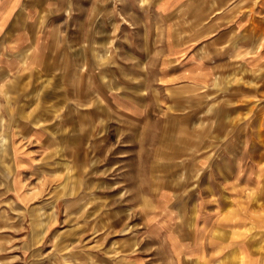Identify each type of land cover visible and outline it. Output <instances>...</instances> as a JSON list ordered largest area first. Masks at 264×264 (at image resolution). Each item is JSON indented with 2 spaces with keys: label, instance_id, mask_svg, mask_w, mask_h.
I'll return each instance as SVG.
<instances>
[{
  "label": "rangeland",
  "instance_id": "rangeland-1",
  "mask_svg": "<svg viewBox=\"0 0 264 264\" xmlns=\"http://www.w3.org/2000/svg\"><path fill=\"white\" fill-rule=\"evenodd\" d=\"M32 1L40 3L41 12L35 17L40 26L31 30L43 34L47 29L43 48L48 55L81 57L102 55L108 43L109 55H114L111 52L118 44L113 36H118L120 29L97 25L103 18L118 19L120 5L145 8L159 0H73L75 11L67 4L70 0ZM92 4L90 17L87 9ZM103 4L117 12L104 17ZM181 8L187 17L188 6ZM91 19L95 20V29L81 26ZM55 20H61L63 26L42 28V24ZM133 30L126 29L127 54L134 46L130 43ZM152 30H147L148 35ZM251 31L255 43L249 55H201L212 62L213 69L205 90L184 102L150 108L151 121H155L152 124L135 127L123 118L109 117L104 113L105 102L96 95L92 108L101 122L98 134L104 133L108 139L86 166H74L65 150L83 125L84 110L88 109L73 106L70 100L86 93L90 77L83 72L65 77L64 87L74 88L72 93H65L55 89L57 72L51 76L32 74L25 106L39 111L44 123L36 127L39 132L31 129V137L16 126L19 133L13 143L0 140V155H4L0 156V190L9 194L17 180L24 185L20 196L10 193L14 199L0 204V264H264V21H256ZM57 59V64L65 62ZM146 79L151 83L155 77H136L127 71L107 78L120 90L129 88L126 83L145 84ZM40 93L46 96L47 107L33 108L42 99ZM120 93L134 98V93ZM114 99L119 101L120 96ZM147 101L152 107V99ZM65 111L72 122L62 125ZM164 115L172 122L162 124ZM164 130L171 132L176 148L182 149L185 144L184 150L190 151L188 157L170 163L150 157L159 155L165 146L158 139L142 140L143 133L155 137ZM0 131L2 135L10 129L2 124ZM46 132L53 137L52 145L43 139ZM13 144L19 148L17 157L12 155ZM164 184L174 187L175 196L190 192V227L180 226L186 220L183 214L173 211L175 219L170 218L166 208L172 204L160 201ZM236 189L239 192L233 194ZM207 190L216 191L220 199L212 226L217 222L214 237L222 250L179 252L167 229L177 233L179 245H189L195 225L196 246L201 247L193 219L197 197L206 195Z\"/></svg>",
  "mask_w": 264,
  "mask_h": 264
},
{
  "label": "crops",
  "instance_id": "crops-1",
  "mask_svg": "<svg viewBox=\"0 0 264 264\" xmlns=\"http://www.w3.org/2000/svg\"><path fill=\"white\" fill-rule=\"evenodd\" d=\"M212 1L214 2L212 3ZM73 2L70 0L67 4L75 11ZM38 4L32 0H0V104L2 105L0 107V130L2 124L10 129V131L2 132L0 140L6 139L10 141L9 143H13L19 133L15 132L16 126L31 137V129L39 132L36 127L41 128L40 123H44L43 116L39 111L36 109L31 111V108L25 106L26 95L28 98L31 93L30 77L32 74L51 76L57 72L59 82L55 89L60 92L72 93L73 87H64L67 85L65 77H76L83 72L91 78H88L89 86L86 93L77 98L74 96L70 101L74 102L73 106L77 104L79 107L88 109L84 110L83 125L78 124V131L72 135L70 146L65 150V154H69L67 155L68 161L74 166L89 165L99 151L103 150L105 141L108 139L104 137V133L98 134V125L101 122L96 109L92 108L96 95L98 99L105 102L104 113L109 117L123 118L125 122L135 127L152 124L155 121H151L150 108L152 109L155 105L164 107L162 103L168 104L173 101L184 102L195 93L197 95L205 90V85L213 69L212 62L201 55H249L252 45L255 43L254 32L251 29L254 28L256 21H264V0H159L145 8L142 5L140 7L136 5L134 9L126 4L120 5L118 12L114 11L116 9L112 11L109 4H103L101 6L104 8V17H110L111 13H118V19L109 21L103 18L97 25V27L111 28L113 26L120 29L118 36H113V40L118 44V48L116 47V50L111 52L114 55H109L110 43L103 47L102 55H81V57L79 55H48L43 48V44L48 38L46 28H61L63 22L55 20L52 23L42 24V28L47 31L44 30L45 35L32 31V28L40 26V21L35 18L41 12L40 3ZM184 5L188 6L187 17L181 8ZM93 7L94 4L88 6L89 9H87V14L90 12V17H93ZM178 9L182 10L176 15L175 12ZM140 11L141 18L139 17ZM133 14L135 18H133ZM109 22L110 25H108ZM81 26H91L95 29V20L83 21ZM131 28L134 29V36H130L133 39L130 43L134 46L129 48L132 51L127 54L126 29ZM149 28L154 30L148 35ZM124 30L125 32H123ZM91 40L94 45L93 36ZM149 45L150 47H148ZM87 50L89 51V49ZM57 58L65 62L57 64L54 61V59L58 60ZM127 71H132L136 77L150 75L155 79L151 83L146 79L145 84L126 83L129 88L123 90L116 89V84L112 85L107 80L113 73ZM75 84L78 86L77 81ZM120 92L134 93V98L128 99L124 96L127 94L122 95ZM143 92H149L150 95H145ZM39 96L42 99L33 108L47 107L44 102L47 101L46 96L42 97L41 93ZM116 96H120L119 101L114 99ZM148 98L153 101L152 107L148 105ZM162 99H166V102ZM160 101L161 103H159ZM33 113L34 115H32ZM165 116L168 115L160 118V122L162 124L171 123L172 120ZM70 121L72 122L70 114L65 111L60 122L62 125H66ZM143 134L142 140L158 139L163 141L165 146L159 155L150 157L161 158L170 163L175 159H182L190 155V151L184 150L186 149L185 144L182 149L175 147L171 132L168 130L162 131L155 137L149 132ZM43 139L47 145H52L53 137L50 133L43 134ZM18 149L15 144L11 145L14 157L15 155L17 157ZM16 182L17 184L10 192L14 197L15 194L20 196L24 192L23 183L20 180ZM158 186L155 187L158 188ZM162 186L166 189H163L164 195L161 194L160 201L172 204L166 208L170 211L168 213L170 218L175 219L172 215L173 211L183 214L186 220L183 222L184 224L179 222L182 224L180 226L190 227L191 220L187 216L191 208L187 206L190 192L183 191L182 195L175 196L174 187L165 184ZM237 192L239 190L236 189L233 194ZM10 193L0 190V204H8L6 201L12 197ZM216 197V191L209 190L206 191V195L202 194L197 197L198 204L193 221L194 224L197 223L199 229L201 247L196 246L195 225L194 231L191 230L194 235L193 242L189 245H185V243L179 245L175 237L177 233L167 229L168 237L172 238L175 248L179 246L176 248L179 252L200 254L222 250L214 237L218 229L217 222L215 227L212 226L213 219L220 208L218 207L220 199ZM12 199L14 198L12 197ZM214 202L217 204L212 208L210 205Z\"/></svg>",
  "mask_w": 264,
  "mask_h": 264
}]
</instances>
